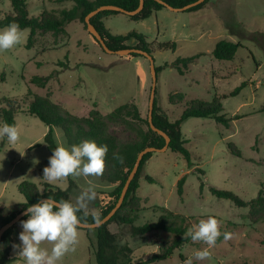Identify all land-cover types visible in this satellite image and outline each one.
Wrapping results in <instances>:
<instances>
[{
	"label": "rangeland",
	"instance_id": "rangeland-1",
	"mask_svg": "<svg viewBox=\"0 0 264 264\" xmlns=\"http://www.w3.org/2000/svg\"><path fill=\"white\" fill-rule=\"evenodd\" d=\"M26 1L31 17H38L44 10L58 13L74 6L71 1ZM0 11V18L13 12L11 0H0ZM105 25L113 34L137 31L147 36L148 41L155 44L152 55L156 67L204 54L199 64L190 66L185 76H180L173 68H165L158 75L157 104L172 122L182 116L191 100L212 101L215 95H228L248 82L239 95L222 100L224 110L221 114L232 120L229 128L211 118H191L182 124L190 162L171 150L153 153L144 168L145 174L156 182L149 183L141 178L139 194L144 200L145 211L135 222L136 227L155 223L164 209L188 218L191 226L212 216L220 221L221 231L232 229V238L210 249L211 259L196 260L194 253L207 245L191 242L170 259L155 264H186L190 258L193 264H264V218L251 221L247 217L249 208H238L210 192V187H215L251 201L264 187V0H208L201 10L194 12L164 9L157 20L151 17L134 21L120 13L107 18ZM22 30L23 42L12 50L0 52V109L12 108L16 112L21 133L14 145L6 138L0 140V215L11 206L26 203L19 192L23 181L45 189L43 169L49 165L51 154L43 136L47 126L28 113V104L34 96L51 95L54 102L79 117L87 116L95 104L106 115L123 104L132 103L139 107L143 118L149 116L152 76L147 58L106 52L96 41L92 44L91 34L79 20L67 25V35L40 34L36 46L30 50L26 49L30 30ZM221 40L241 44L233 61L212 57ZM172 42L177 44L175 51L157 50V44ZM127 45L136 47L137 42L132 40ZM56 70L60 71L58 78L50 79L45 88L30 82L33 76L47 77ZM176 93L185 94L186 102L171 104L169 98ZM112 131L126 138L130 136L122 127H113ZM57 132V146L70 147L63 131L58 129ZM33 143L39 146L30 149L28 146ZM231 143L242 152V157L233 155L229 148ZM185 176L181 197L178 182ZM83 178L78 179L82 181ZM87 179L102 185L98 177ZM201 180L205 185L203 189ZM52 185L68 190L69 180ZM112 191L101 190L107 195ZM113 201L112 197L108 206ZM96 213L100 214L101 210ZM109 229L117 236L116 246L129 245L136 259L148 260L173 237L163 232L160 242L152 244L148 236H134L132 226L114 222ZM43 247L50 249L51 245ZM96 247L97 230L79 229L76 251L67 254L59 264H97ZM24 263L21 258L13 264Z\"/></svg>",
	"mask_w": 264,
	"mask_h": 264
},
{
	"label": "trees",
	"instance_id": "trees-1",
	"mask_svg": "<svg viewBox=\"0 0 264 264\" xmlns=\"http://www.w3.org/2000/svg\"><path fill=\"white\" fill-rule=\"evenodd\" d=\"M59 2L71 1L74 6L71 9H63L58 13L44 10L38 17H31L28 11V4L26 0H11L13 12L6 14L4 18H0V29L8 26L13 21L17 22L21 29H29L30 34L27 40L26 49L30 50L36 46L37 37L40 34L52 33L54 37L67 35V25L75 20H79L87 28L85 18L86 16L104 5H114L123 8L126 11H135L139 5L140 0H58ZM174 8H182L186 5L196 2L197 0H164ZM208 2L206 0L203 4L198 5L188 12L201 10ZM165 9V6L155 0H145L143 10L129 18L134 21L149 19L154 12ZM1 13V11H0ZM120 14L115 11H102L94 18L91 19L92 24L97 28L102 35L107 46L113 50L118 51L127 49L130 46L127 42L136 40L138 49H142L152 55L153 43L148 41V37L137 31H131L126 35H115L106 28L103 20L104 18L112 15ZM241 48L240 43H235L228 40H221L216 45L212 52V57L219 61H233L238 50ZM177 44L172 43H159L157 44L158 51H175ZM133 57H143L138 54H133ZM204 56L203 53L187 57L179 58L172 64H164L163 66L156 67L157 74L159 75L165 68L175 69L180 76L187 75L190 66L197 65L200 59ZM61 66H64L61 63ZM40 65V64H39ZM60 71H54L50 76H33L30 82L39 88H45L50 79L58 77ZM5 80V74L2 76V81ZM248 85V82L242 83L239 87L234 89L228 95L218 96L215 95L212 101H204L201 99L191 100L187 103L186 109L182 116L175 122L170 121L167 115L158 107L157 99L155 100L153 122L156 128L167 134L171 141L169 150L172 152L182 154L189 162L190 153L186 148L187 140L184 138L181 130L182 124L191 118H211L215 119L217 123L223 124L226 127L231 126V119H227L221 113L224 110L222 100L228 97H235ZM157 95V93H156ZM170 103L178 105L186 102V96L183 93H176L170 96ZM28 113L48 127V132L44 137L47 148L52 156L55 148L57 147L54 131L61 129L65 135L67 144L78 145L84 140H93L98 145H107L108 154L106 156V169L101 177L102 181L109 184H118L112 191L111 195L114 198L106 209L102 210L99 214L101 219L106 217L115 207L120 198L122 189L126 180L131 173L137 158L141 151L147 147L163 148L166 140L162 135L153 131L149 125L148 118H143L139 107L132 104H123L117 107L109 114H103L97 104L88 116L79 117L71 113L68 109L64 108L52 100L51 95L39 96L36 95L30 100L28 104ZM0 121L8 124L16 123V112L12 108L3 107L0 109ZM147 126V129H145ZM113 127H122L123 130L129 133L126 138L122 134H116L112 131ZM35 145L34 147H38ZM233 155L242 157V152L233 144L229 145ZM114 154L123 156L124 163L120 164L113 159ZM153 156V153H148L144 156L139 171L132 181L126 199L116 213V215L107 224L97 228V247L95 251L97 264H155L170 259L176 251L180 250L184 245L189 244L190 238L185 239L184 233L191 227L188 218L174 214L169 209H164L163 214L158 218L155 223H147L143 226L136 227L135 222L139 219L141 212L145 210L143 207V199L139 196L140 182L142 170L146 162ZM205 175L204 171H200ZM186 176L182 177L178 182V193L182 197L184 194V186L186 183ZM70 188L75 187V182L71 177H68ZM145 180L149 183H155L156 180L150 176H146ZM202 181V180H201ZM202 181V189L204 188ZM44 191L41 192L37 184L29 181H23L19 185V192L25 197L26 203L21 205L22 209H26L43 198H53L57 201L71 200L68 191L60 188L53 189L54 187L48 182H44ZM210 192L213 196L220 200H229L238 208H249L247 217L251 221H257L264 218V187L260 189L257 198L251 201H245L239 195L232 191L221 190L215 187H210ZM72 201V200H71ZM18 212H11L8 214L0 215V226L10 222ZM79 215H82L79 214ZM28 219L26 216L24 220ZM84 223H94L92 214H89ZM118 223L121 225H128L133 227L132 234L134 236H148L152 244H157L162 239V233H169L173 237L168 243H164L159 251L154 253L148 260L136 259L134 257V250L129 245H124L120 248L116 246L117 236L110 231L109 225L111 223ZM232 227L237 228L238 225L232 224ZM15 226L9 229L3 236L0 244V264H11L16 259L12 257V243ZM81 229V228H79ZM87 230V229H85ZM233 232L232 229H225L223 232ZM224 241L221 236L216 244ZM25 264V263H24Z\"/></svg>",
	"mask_w": 264,
	"mask_h": 264
},
{
	"label": "clouds",
	"instance_id": "clouds-1",
	"mask_svg": "<svg viewBox=\"0 0 264 264\" xmlns=\"http://www.w3.org/2000/svg\"><path fill=\"white\" fill-rule=\"evenodd\" d=\"M23 39L24 30L13 21L0 29V52L14 49ZM20 136V129L15 124L5 122L0 125V140L6 138L10 145H14ZM108 151L106 144L98 145L93 140H84L71 147L58 145L49 157V165L43 169V179L54 184L68 177H100L106 169ZM113 159L124 163L123 156L119 154H114ZM96 196V185L89 181L88 187L75 197L74 202L64 199L57 201L50 197L28 207L25 213L28 219L20 222L23 228L19 234L21 244L14 246L19 249L18 255L25 264H59L67 254L75 252L79 243V228L87 220L89 206ZM92 219L97 225L103 222L99 213H92ZM220 229V221L209 216L184 233L185 239L207 245L194 253L196 260L211 259L210 249L216 246L221 236L224 241L232 238L231 232L222 233ZM44 244L51 245V248L43 247ZM186 264H193V260L188 259Z\"/></svg>",
	"mask_w": 264,
	"mask_h": 264
},
{
	"label": "water",
	"instance_id": "water-1",
	"mask_svg": "<svg viewBox=\"0 0 264 264\" xmlns=\"http://www.w3.org/2000/svg\"><path fill=\"white\" fill-rule=\"evenodd\" d=\"M158 3L162 4L165 6V8L174 11V12H184V11H188L189 9H192L198 5L203 4L206 0H197L194 3H191L189 5H186L182 8H174L171 5H169L166 1L164 0H155ZM145 5V0H140V5L139 7L132 12L126 11L123 8H120L118 6H114V5H104L101 7H98L97 9H95L94 11H92L91 13H89L86 18H85V22L87 25V29L89 31V33L91 34V36L95 39V41L108 53L110 54H117L120 56H132L133 54H138L141 55L145 58H147L150 62V70H151V76H152V88H151V95H150V103H149V116H148V120H149V125L151 127V129L155 132H157L159 135H162L165 140H166V144L163 148H155V147H147L145 148L143 151L140 152L137 161L131 171V173L129 174L126 183L122 189L121 195L119 200L117 201L115 207L112 209V211L102 219V223L97 225L95 223H84L82 222L80 228L81 229H92V228H99L104 224H107L108 222H110V220L116 215V213L120 210V208L122 207L127 193L129 191L130 185L132 183V181L134 180L135 176L137 175L141 162L144 158V156L148 153H154V152H166L167 150H169V145H170V137L165 134L163 131L159 130L158 128H156V126L154 125L153 122V117H154V108H155V100H156V93H157V84H158V74H157V70H156V64H155V59L153 57V55L149 54L148 52L142 50V49H138L137 47H129L127 49H122V50H118V51H113L111 50L105 40L103 39L102 35L99 33V31L97 30V28L92 24L91 19L94 18L96 15H98L100 12L102 11H115L118 13H122L125 14L127 16H134L138 13H140ZM133 41H136L135 39H133ZM144 169L142 170V174H143ZM48 198H43L42 200H46ZM39 201V202H40ZM18 214L15 216L14 219H12L10 222L3 224L0 226V244L2 241V238L4 236V234L11 229L12 227H14L16 224H18L19 222L23 221V219L28 216L26 215V209H22L21 207H17V206H11L9 207V209L6 211L11 213L14 210H19Z\"/></svg>",
	"mask_w": 264,
	"mask_h": 264
},
{
	"label": "crops",
	"instance_id": "crops-1",
	"mask_svg": "<svg viewBox=\"0 0 264 264\" xmlns=\"http://www.w3.org/2000/svg\"><path fill=\"white\" fill-rule=\"evenodd\" d=\"M74 4V3H73ZM165 9H167V8H165ZM164 10V9H163ZM163 10H161V11H157V12H154L153 14H152V16L151 17H155V19L157 20V19H159V16H160V14L163 12ZM112 16H114V15H112ZM109 17H111V16H108V17H106V18H104V20H103V22H104V24H105V20L107 19V18H109ZM129 17V16H128ZM150 17V18H151ZM140 21H142V20H140ZM72 23V22H71ZM106 26V25H105ZM107 28V27H106ZM67 29V28H66ZM111 31V30H110ZM68 32V31H67ZM113 34V33H112ZM115 35H117V34H115ZM123 35H126V34H123ZM91 42H92V44H94L95 45V39L93 38V37H91ZM127 61H133V59H126ZM137 64V63H136ZM140 72V70H139V68H138V66H137V77H138V79H139V73ZM58 78V77H57ZM138 99V98H137ZM139 100V99H138ZM137 100V102H139ZM140 103V102H139ZM88 115H89V113H88ZM87 115V116H88ZM48 127H47V129L45 130V132H44V134H43V136L45 137V135L47 134V132H48ZM57 130L58 129H55V131H54V136H55V140L57 139V137L59 136V133L57 132ZM67 142V141H66ZM34 145V143L33 144H30L28 147H31L30 149H32V148H36V147H34L33 146ZM36 145H38V144H36ZM47 145V144H46ZM27 147V148H28ZM26 148V149H27ZM146 174H145V168H144V171H143V174L141 175V178H146ZM72 178V180L75 182V187H72V188H70V184H69V189L68 190H66V191H68V193H69V195H70V198H71V200L74 202V200H75V197L77 196V195H79V193L82 191V190H84V189H86L87 187H88V185H89V181L90 180H88L87 179V177H84L83 179L84 180H79L78 178H73V177H71ZM100 180H101V184L102 185H99V184H95L96 185V192H97V196H96V199L90 204V206H89V208H90V214H92V213H96V211L99 209V211L101 210L102 211V209H106L107 208V206H108V204L110 203V201H111V199H112V197H110L111 195H107L106 193H102L101 192V190H104L105 188H108V189H110V190H114L116 187H117V185L118 184H109V183H106V182H104V181H102V179H101V177H98ZM45 182H47V181H45ZM93 184H94V182H93V180L91 181ZM50 184V183H49ZM50 185H52V184H50ZM140 185H141V183H140ZM38 186V185H37ZM54 188L53 189H56V187L54 186V185H52ZM39 187V186H38ZM39 189H40V187H39ZM40 191L41 192H43L44 190H41L40 189ZM139 196H140V194H139ZM108 197V199H106ZM141 197V196H140ZM142 198V197H141ZM143 199V198H142ZM143 202H144V200H143ZM14 206H17V205H14ZM17 207H21V205H19V206H17ZM144 207V206H143ZM145 208V207H144ZM145 211V210H144ZM14 212V211H13ZM142 213V212H141ZM6 214V213H5ZM27 220V219H26ZM23 231V228H22V226H21V223H19V226L16 228V229H14V234H13V243H12V250H11V255H12V257H14L16 260L14 261V262H16L17 260H21V258L22 257H20L19 255H18V252H19V249H17V248H15L14 246L15 245H20L21 244V241L19 240V234L21 233ZM13 262V263H14ZM13 263H11V264H13Z\"/></svg>",
	"mask_w": 264,
	"mask_h": 264
}]
</instances>
